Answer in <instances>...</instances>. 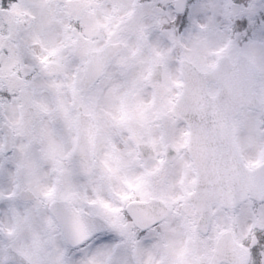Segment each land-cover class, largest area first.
<instances>
[{
    "label": "clouds",
    "instance_id": "obj_1",
    "mask_svg": "<svg viewBox=\"0 0 264 264\" xmlns=\"http://www.w3.org/2000/svg\"><path fill=\"white\" fill-rule=\"evenodd\" d=\"M258 234L264 0H0V264H264Z\"/></svg>",
    "mask_w": 264,
    "mask_h": 264
},
{
    "label": "snow or ice",
    "instance_id": "obj_2",
    "mask_svg": "<svg viewBox=\"0 0 264 264\" xmlns=\"http://www.w3.org/2000/svg\"><path fill=\"white\" fill-rule=\"evenodd\" d=\"M182 17H177V22L179 23ZM7 99V97H4ZM253 251L256 255L264 254V234H258L253 240Z\"/></svg>",
    "mask_w": 264,
    "mask_h": 264
}]
</instances>
